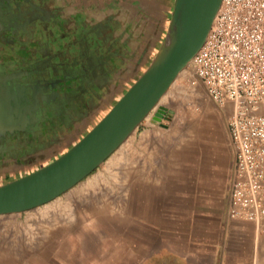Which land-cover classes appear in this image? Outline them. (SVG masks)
Listing matches in <instances>:
<instances>
[{
	"label": "rangeland",
	"instance_id": "rangeland-1",
	"mask_svg": "<svg viewBox=\"0 0 264 264\" xmlns=\"http://www.w3.org/2000/svg\"><path fill=\"white\" fill-rule=\"evenodd\" d=\"M184 69L91 173L43 205L0 215V264H174L166 252L151 257L187 218L169 211L224 209L235 164L231 106L192 83L191 62Z\"/></svg>",
	"mask_w": 264,
	"mask_h": 264
},
{
	"label": "crops",
	"instance_id": "crops-1",
	"mask_svg": "<svg viewBox=\"0 0 264 264\" xmlns=\"http://www.w3.org/2000/svg\"><path fill=\"white\" fill-rule=\"evenodd\" d=\"M98 1L40 0L36 7L35 12L43 11L46 19L49 14L56 15L60 36L56 44L40 42L39 52L48 59L59 58L61 66L53 74L41 66L27 71L35 83L29 92L39 110L21 123L34 137L45 126L39 145L48 143L26 174L49 163L83 136L145 70L165 37L167 14L160 24L151 10L143 11V3L131 9L123 0H114L115 8L105 10ZM25 20L14 24L15 33L11 31L21 43L26 37ZM38 24L44 36H57L53 26L48 30L47 23ZM2 26L3 22L0 29ZM44 44L48 48H43ZM11 67L19 70L18 62H12ZM49 74L57 83L54 91L43 83ZM41 112L49 116L43 124ZM234 167L233 163L229 189ZM178 193L185 194L183 190ZM210 209L169 211L187 218L168 228L166 242L158 245L151 257L166 252L174 264H264V228L230 218L227 206Z\"/></svg>",
	"mask_w": 264,
	"mask_h": 264
},
{
	"label": "water",
	"instance_id": "water-1",
	"mask_svg": "<svg viewBox=\"0 0 264 264\" xmlns=\"http://www.w3.org/2000/svg\"><path fill=\"white\" fill-rule=\"evenodd\" d=\"M220 4L221 0H173L165 37L145 70L67 150L38 169L0 184V215L27 211L57 198L115 151L190 63ZM3 81L0 124L10 122L15 126L20 120L11 116L19 113L20 105L11 102L10 86L1 85ZM5 106H9V117L4 116Z\"/></svg>",
	"mask_w": 264,
	"mask_h": 264
},
{
	"label": "built area",
	"instance_id": "built-area-1",
	"mask_svg": "<svg viewBox=\"0 0 264 264\" xmlns=\"http://www.w3.org/2000/svg\"><path fill=\"white\" fill-rule=\"evenodd\" d=\"M190 62L192 83L232 106L235 167L227 214L264 228V0H221Z\"/></svg>",
	"mask_w": 264,
	"mask_h": 264
},
{
	"label": "flooded vegetation",
	"instance_id": "flooded-vegetation-1",
	"mask_svg": "<svg viewBox=\"0 0 264 264\" xmlns=\"http://www.w3.org/2000/svg\"><path fill=\"white\" fill-rule=\"evenodd\" d=\"M44 1L46 2V0ZM101 1L103 2L102 7L105 10L115 8L114 0ZM101 1L98 2L101 3ZM122 2H126L127 7L131 9L136 8L135 5L143 3L142 5L145 7L143 11L146 12L147 9L151 10V14L155 19H159L160 24L163 18L165 19L168 8L171 6V0H123ZM39 3L40 0H0V23L3 22L2 29H0V81L6 79L1 82V85L10 86L11 102L16 101L20 105L19 113H12L11 116L17 117L20 120L19 123L14 124L15 126L10 122L4 125L0 124V184L15 179V177L18 178L25 175L26 171L31 169L29 166L35 162L43 150L41 148L48 143L39 145L40 134H46L47 131L45 126L43 130H37L35 132L37 136L34 137L33 134H27L26 125L24 126L21 123L27 116L33 114V112L37 114L39 110V108L34 106V100L29 92V86L34 88L35 83L32 84V76L27 71L31 68L38 69L41 66L53 74L61 66L59 58L54 60L49 56L48 59L47 56L39 52L40 42L45 43L48 40V42L56 44L55 41L57 42L58 35L60 36L55 14H49V18L46 19L43 11L35 12ZM22 10H26V12H21ZM23 20L26 21V37H22L23 43H21L15 37H12L11 31L13 30L15 33L14 29L16 27L14 24ZM39 22L47 23L48 30H51L50 27L53 26L58 32L57 36L54 38L50 37L49 34L48 36L47 34L45 36L41 34L42 28H40ZM34 28L37 31L32 30ZM43 48H48V46L44 44ZM12 62L15 64L18 62L19 70L11 67ZM16 75H20L21 77H17ZM43 83L51 91L57 89L55 77L52 75L48 76V79L43 81ZM8 108L7 106L4 107L5 117H9V113H7ZM41 114L42 119L40 121L43 124L49 116H46L45 113L43 115V112Z\"/></svg>",
	"mask_w": 264,
	"mask_h": 264
},
{
	"label": "bare ground",
	"instance_id": "bare-ground-1",
	"mask_svg": "<svg viewBox=\"0 0 264 264\" xmlns=\"http://www.w3.org/2000/svg\"><path fill=\"white\" fill-rule=\"evenodd\" d=\"M190 61H191V60H190ZM184 72H185V69H183V70L181 71V73H180V74H183ZM180 74H179V75H180ZM177 77H178V76H177Z\"/></svg>",
	"mask_w": 264,
	"mask_h": 264
}]
</instances>
